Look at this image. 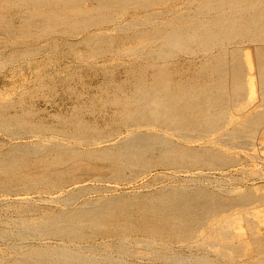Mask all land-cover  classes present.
<instances>
[{
	"label": "bare ground",
	"instance_id": "bare-ground-1",
	"mask_svg": "<svg viewBox=\"0 0 264 264\" xmlns=\"http://www.w3.org/2000/svg\"><path fill=\"white\" fill-rule=\"evenodd\" d=\"M165 4L164 0H0V11L11 12L13 9L21 10L23 8L30 10L29 13L23 14L4 15L0 13V33L4 35L9 46L17 47L19 44L23 45V43L37 41L46 43L45 46L43 45L44 47L33 51L34 53L39 50L56 51V40L63 38L75 42H67V46L72 48L71 51H75V54L79 52V49L77 48L78 51H76L72 46L79 43L84 48H88L86 50L89 57H97L100 54L105 55L107 52L109 53V50H114V54L117 53V55H120L119 57H127L134 54L138 45L129 47L127 42L122 45L123 47L118 46L119 48H116L113 45L114 40L111 37L104 36L106 32L102 30V27H108L116 17L124 18V14L132 10L138 11L137 13L144 12L143 14L151 11V14L146 15H153L155 7H163ZM197 4L192 16L184 17L182 15L183 10L181 11L182 16L179 15V17L169 19L167 22L164 20L165 23L160 21L162 25L164 24L163 26L157 25L151 30L138 32L137 38L140 41L138 49L140 51L149 49V51L138 57L140 63L134 61L136 56L130 64L127 62H125L127 65L123 64L125 78L112 81L110 76V81H107L103 89L105 90L103 96L98 101L101 104L98 108L102 107L101 109L104 110L109 107L113 109L110 118L114 123L112 127L109 125L111 127L109 129L99 130L103 127V123L102 127L97 129L95 122L90 120L91 122L88 121V123L78 114L79 112L75 115H62L60 118V115L57 114L59 116L57 117L56 128L50 127L51 125H45L36 120L32 121V111L19 110L20 113L18 111L10 113L11 110L16 111L18 106L20 108L25 106L26 102L22 96L20 98L17 96L19 99L13 100L9 96L11 92L9 95L2 94L4 97L0 95V134L10 141V146H6L8 148L0 151V193L5 195L14 194L17 197L23 195L24 198H20V200L24 201L28 195H38L39 197L50 195L52 204L58 203V201L66 202L72 200L74 196L68 195L66 197L64 195L63 197V192H80L85 189L81 184L88 181V179H82L84 175L82 174L81 178L80 174L83 171L92 173V171L98 170V167L99 169L104 168V171L107 169L105 171L107 173L98 174L100 178L96 175L99 178L97 181L104 178L103 176L113 179V175H122L124 172L121 170L124 171L125 168L138 172V174L141 173V170L149 172L152 169L159 168L173 169L178 172H180L179 170H193L197 171V176L204 175L201 170L206 168L208 164H213L214 169H222L233 162L232 158L223 157L217 152L214 146L215 148L219 146L224 149V147H233V145H240V143L250 145L251 141L252 143L255 142L253 141L255 135L258 134L263 137L264 128L261 127H264V0H201ZM184 6L186 5L184 4ZM202 13H208L209 15L207 18L206 15L204 17L200 16L201 18L193 17ZM143 17L144 19L141 17L140 22L147 20L145 22L147 24L151 20L145 18L146 16ZM15 20L20 21L18 27L14 25ZM140 22L138 23L140 24ZM132 23L134 21H131L130 24ZM144 24L142 25L144 26ZM95 29H98L99 32L91 34ZM111 31L113 30L111 29ZM168 47L189 55V57L193 56L194 51L197 50L199 53L202 52V55L207 54V58L198 60V62L200 61L198 64L188 61L190 64L187 63V69L184 70L180 66L184 61L182 64L178 62L179 65L174 63L173 60H177V56L174 57L175 55L168 50ZM79 54L81 55V51ZM174 54L176 53L174 52ZM81 59L85 60L84 58ZM117 59L119 58L117 57ZM118 75L116 74L117 78ZM41 80L43 79L38 82L43 90L42 86L45 85H42ZM68 85L65 82L63 86ZM48 88L50 91L53 90L52 86ZM13 92L11 93L12 96ZM255 93L259 97V101L255 105L253 103L254 107H251L252 97ZM97 95L99 94L97 93ZM76 100L78 101V99ZM247 104L249 106L245 108ZM92 105L94 106V102ZM243 107L246 110L243 109L237 116H233L235 113L232 115V109L239 111ZM75 108L74 110H76ZM228 126L231 127L227 129ZM258 129H262V131L260 132ZM48 136L50 137L48 138ZM26 138H35L37 141L31 142L29 140L30 143L11 144L22 139L26 140ZM57 138L66 140L60 141L56 140ZM67 139L71 141L69 142ZM123 175L125 176V174ZM94 178H92V181ZM118 178L122 177L119 176ZM122 179L125 180V178ZM98 188L104 190L100 187H97V190ZM89 189L86 190L89 191ZM254 189L255 191L256 189L262 191L264 186L250 188L231 199H220L221 197L211 196L201 189H191L190 191L187 189L184 192L180 190L181 192L178 193H174L175 190H173L174 192L166 190L159 193L151 192V194L138 198L132 197L133 199L124 197L125 195L108 196V199L105 198L107 200H105L104 205L101 204V207L98 205L97 211L93 209L87 212L84 209L81 211L82 204H79L81 205L79 207L81 212L75 213L76 215L71 212L67 213V211H65L66 213H55L53 211V214H48L37 209L39 206H17L15 212L20 217L31 215V213H41L42 222L40 221L39 225L36 224L38 226L31 225L34 227L31 229L30 226L23 224V230L28 231L29 236L34 234L29 232L37 230L36 234L39 232L50 235V237L54 235L61 237L58 239L65 238L67 240L85 239L89 235L100 234L99 236H102L101 238L107 240V242L118 237L123 242L130 241V243L145 244L148 247L156 246L155 243L161 246L162 243H188V245L190 243L191 245V240L196 234L205 231L207 232V234L205 233L206 238L218 240L220 244H223L221 253L224 257L228 255L242 257L245 255L244 250L252 245V242L247 241L249 236L253 239V244L256 243L257 247L260 245L259 262L264 264V249L261 246V238L259 239L257 234V227L259 225L264 226L263 222H260L259 225L257 222L255 223V218L259 219L256 214L259 213L258 216L262 214L260 215L259 211L256 212L255 207H249L254 206L257 200L255 193H253ZM93 190L91 189V191ZM231 191L236 193L235 190ZM70 205L71 203L69 208H71ZM84 206L86 207V205ZM75 207L74 209H76ZM238 207L241 209L238 211V217L234 214H228ZM240 214L242 220L239 217ZM37 216L39 218V215ZM29 218L33 219V217ZM30 219L27 220L30 221ZM20 221L22 222V220ZM23 221L26 222V218ZM240 221H243L245 225L242 226ZM227 226L231 228L228 235L226 234ZM16 227L18 228V226ZM13 230L12 227L11 231ZM212 235H216V237ZM231 236L234 239L230 242ZM36 237L38 238L37 235ZM86 241L88 240L86 239ZM213 242L211 245H213ZM44 246L27 250L18 257L15 255L12 263L11 261L10 263L152 264L151 262L158 261L156 256H153L152 259L147 257L149 256L148 252L147 256H141L143 251L140 255V251H137V254L135 250L136 255H130L132 258L130 260L133 262L126 259L124 263L116 262L124 257L123 255H128L125 251L127 249L123 250L122 248L127 254L120 251L119 253L116 252L117 256L115 257L105 256L100 259L97 256L100 259L98 262L92 258H84L85 255L82 257L65 249H53ZM163 246L165 247L164 244ZM118 248L119 246L116 249L118 250ZM119 250L121 249L119 248ZM19 251L23 250L19 249ZM86 252H91V249ZM130 253L133 254V252ZM100 254L104 253L101 252ZM169 258L171 259V255ZM192 259L188 261L182 258L184 264H212L205 255L196 256ZM182 260L178 262L181 263ZM145 261L149 262L144 263Z\"/></svg>",
	"mask_w": 264,
	"mask_h": 264
},
{
	"label": "rangeland",
	"instance_id": "rangeland-1",
	"mask_svg": "<svg viewBox=\"0 0 264 264\" xmlns=\"http://www.w3.org/2000/svg\"><path fill=\"white\" fill-rule=\"evenodd\" d=\"M164 1L166 2V4L163 7H155V9H154L155 13L153 15L148 16L149 14L152 13L151 11L146 12V14H148V15H146V14H143L144 12L137 13L138 11L132 10V11H129V13L124 14V18L120 19V18L116 17V19L114 20V22H116L115 25H114V22H112L111 24H109L108 27L107 26H103L102 27V30H104V32L107 33V34L105 33L104 36L105 37H111L114 40V44H113L114 47H116V48H119L118 46L123 47L122 45L126 44L127 42H128V46L129 47H133V45H134V47H136V45H138L137 49L134 51V54L131 55V56H127V57H125V56L119 57L120 55H117V53L114 54V50H109V53L107 52L105 55L104 54H100V55H97V57L96 56L89 57V56H87L89 53L86 50L88 48H84L79 43L74 45V46H72L73 49H75L76 51H78V49H79V52H77V54H75L74 53L75 51H73V50L71 51L72 48H69V46H67V44H68L67 42L72 43L74 41L73 40H70V41L69 40H65L63 38H61L59 40H56V48H57L56 51H53V50H51V51L41 50L40 51L39 50L37 53H34L33 51H36L37 48L44 47L46 45V43H44L42 41L23 43L24 46L22 44H19L17 46L18 47L17 48L15 46H9V44L7 43V41L4 38V35H2L0 33V93H1L0 95L1 96L9 95L10 92L12 93L14 91L13 92V96H12L11 93L9 95V96H11L13 98V100L14 99H19L22 96V98L25 99L24 101L26 102L25 106H22L23 108L22 107L20 108L18 106V109L16 111L11 110L10 113H14V112H17V111H18V113H20V111H28L29 110L30 112L32 111L31 112L32 121L36 120L37 122H42L45 125H49V126L51 125L50 127L56 128L55 125L57 124V120H58L57 117L59 115H60L59 116V118H60V117H62V115H64V116L75 115V114H77L79 112L78 114L81 115L82 118L85 121H87V122L88 121L89 122H91V121L95 122V124H96L95 126H96L97 129H98V127L99 128L102 127L101 126L102 123L104 124L103 125L104 128L102 127L103 129L100 128L99 130H105V129L111 128L112 124L114 123L113 120L110 118V114L112 113L111 111H113V109L109 108V107H107L104 110L101 109L102 107L98 108L99 106H101V104L98 101H100L101 100V96H103V93L105 91L103 89L105 88V85L107 84V81H110L109 80L110 76H111L110 79H112V81L117 80V79L120 80V79L125 78L124 69L122 68L123 64L124 65H127V63L130 64L131 61H133L136 56L137 57H136V59L134 61L140 63L138 57L143 55L145 52L147 53V51H149V49H145V50H142V51H140V49H138V47H139L138 43H140V41L137 38L138 32L141 31V30H148V29L151 30L153 27H155L157 25L158 26H163L164 24L162 25V23H165V22L169 21V19H173V18L175 19L176 17H179V15L180 16L183 15L184 17L189 16V15L192 16L193 12H195V9H196L195 7L199 4V3L197 4V2H199L201 0H187V1L186 0H167V1L164 0ZM184 4L186 6H184ZM193 4H195V5H193ZM189 9H190L191 13H190ZM187 10L189 11V13H188ZM181 11H183V14H182ZM29 12H30V10L28 8H23L21 10L13 9V10H11V12L10 11H7V12L0 11V13H2L4 15H11L12 13L23 14V13H29ZM178 12H180V13L178 14ZM213 14H215V13H213ZM173 15H174V17H173ZM208 15H209L208 13H205V14L202 13V14H199L198 16L194 15L193 17L194 18H197V17L201 18L200 16H203V17L205 16L207 18ZM143 16H146L145 18H147L148 20L151 19L152 21L149 20L148 21L149 23H147V24L145 23V22H147V20H145V22H140L141 17H142V19H144ZM164 20H166V21L164 22ZM131 21L132 22L134 21V23H132L133 25L130 24ZM160 21L162 23H160ZM138 22H140V24ZM142 24H144V26ZM14 25L18 27L20 25V21L19 20H15L14 21ZM111 29L113 31H111ZM95 32H99V30L95 29V30H93L91 32V34L95 33ZM113 37L117 38V39H114ZM128 37L131 40L127 39ZM121 40H123L124 42L121 41ZM137 41H139V42H137ZM6 44H8V45H6ZM11 47L14 48L15 50L12 49ZM153 47L155 48V45ZM82 48H84V49H82ZM171 49H172L171 47H168V50L171 53L173 52V55H175L174 57L177 56L176 58L178 60V61L177 60H173V61H175L174 63H178V62L180 63L181 62V64H182L183 61H184L183 64H185V65H183V64L180 65L184 70L187 69L188 61L192 62L193 64H196V63L198 64V63H200V61L198 62V60H201L202 58L203 59L207 58L206 57L207 54H203V55H205V56H203L202 52H200L201 53L200 54L199 51H197L196 49H195L196 51H194L195 55L193 54V56H190L191 58L189 57V55H186L184 53L182 54V52H179V51H177L175 49H172V50ZM173 50H175V51H173ZM80 51H81V55L79 54ZM29 52H31V53H29ZM174 52L176 54H174ZM80 56H82L81 58H84L85 60L79 58ZM117 57L119 59H117ZM86 58H87V60H86ZM91 58H93V59H91ZM110 58H111V60H110ZM5 60L8 61V62L10 61V62L8 63ZM195 60H196V62H195ZM125 62H127V63L125 64ZM179 63H178V65H179ZM188 64H190V63H188ZM116 74H119L118 78L116 77ZM41 76H42V78H41ZM40 79H43V80H41L42 81V85L44 84L45 86H42V87L45 90L44 89L42 90V88L39 85L40 83L38 81H40ZM65 82H67L69 85L68 86H63ZM52 84H55V85H52ZM51 86H52L53 90L50 91L48 87H51ZM97 93L99 95H97ZM1 96H0V98H1ZM90 97H91V99H90ZM249 98L251 99V97H249ZM76 99H78V101ZM258 101H259V97L255 93V95H253V97H252V101H251V105L252 106L251 107H254V105L257 104ZM93 102H94V106L92 105ZM77 103L78 104L81 103V104L78 105ZM253 103H254V105H253ZM83 104H85L87 107L85 105H83ZM82 105H83V107H82ZM79 106H80V108H79ZM91 106H92L93 109L90 108ZM247 106H249V105L247 104L245 106V108ZM32 107H33V109H32ZM72 107H73V109H72ZM75 107H77V108H75ZM74 108L76 110H74ZM96 108H98V109H96ZM243 109H244V107L239 109V111L236 110V109L234 111V109H232L233 112L231 111V113H232V115L235 113L236 115L234 114L233 116H237V114L240 113ZM244 110H246V109H244ZM36 112H38L39 114L37 115ZM63 113H65V114H63ZM33 114H34L35 118H34ZM57 114H59V115H57ZM36 115H37V117H36ZM104 115H106V116L104 117ZM100 117L102 119H104V120H102ZM40 118H42V119H40ZM55 118H57V119H55ZM93 120H95V121H93ZM109 122H110V124H109ZM50 123H53V124H50ZM97 124H99V125H97ZM230 127L231 126H228L227 129H229ZM261 128L263 129L264 127H261ZM262 129H258V131L261 132ZM259 136L261 137V135H258V134H257V136L255 135V138L253 140V141H255V142H253V143H255L254 145H253V143L251 141L250 145H246V144L240 143V145H235V146L233 145V147H224V149H223V147L220 148L218 146V147L215 148V146H214V149L217 152H219L223 157L232 158L233 162H232V164H230V165H228V166H226V167H224L222 169H214L215 167L213 166V164H211V165L208 164L206 166V168L201 170L204 175L200 174L199 176H197L198 175L197 171H193V170H191V171L187 170L188 172L186 170H179L180 172H178V171H175L173 169L172 170H170V169L166 170V169H159V168L152 169L149 172H143V170H141L142 174L141 173L138 174V172H134V171H132L129 168H125L124 171L121 170L122 172H124V173H122V175H113L115 180H114V178L113 179H108L109 178L108 176H103L104 178L100 179V181H97L100 178V176L98 174H100V175L102 174L103 175V172H104V174L107 173V172H105V171H107V169L104 171V168L103 169L102 168L99 169V167H98V170L92 171V173L90 171H83V173L80 174L81 178H82V174L84 175V178H82V179H88V181H85L84 183L81 184L83 186V188H85V189H83L84 191L82 190L83 192L82 191H80L81 193L79 191H76V192L72 191V192H68V193H66V192L64 193L63 192V197H64V195L66 197L68 195L69 196H71V195L74 196L72 200H68L66 202L65 201H62V202L58 201V203L55 202L54 204H52L51 203L52 199H51L50 195H43L42 197H39L38 195H28L27 197L25 196L27 199L24 201V200H20V198H24L23 195H21L22 197L21 196L17 197L14 194L5 195L3 193H0V240H2V241H0V260H2V261H0V264H1V262H2V264H11L12 261H13L12 260L13 257L15 258V255H17L16 257H18V255H21L22 253H24L27 250H32L33 248L34 249L35 248L38 249V248L43 247L44 245H45L44 247L48 246V247L53 248V249L54 248L55 249L59 248V249H63V250L65 249V250H67L69 252L77 253V254H79L82 257L85 255L84 258H86V257L89 258V259L92 258V259H95L98 262H99L100 259H102V257H105V256H108V257L113 256V257H115V256H117V253H119L120 251L122 252L124 249H127L125 251H127L128 255H123L124 257L121 258L123 261L120 259L119 261L115 260L116 262L124 263L126 260L131 261L130 259H132L131 258L132 255H136V253L138 254L137 251H140L139 253L141 255V252L143 251V252H146V253L143 254V252H142L141 256H144V255L147 256L148 253H149V256H147V257L152 259L153 256H156L158 258L157 259L158 261L151 262L152 264H184L183 263L184 260H182V258L185 259V260L190 261L192 258L194 259L196 256L199 257L200 255L201 256L205 255L212 264H214V263L215 264L216 263L217 264H248L249 262H250L249 264H261L259 262V257H260L259 247H260V245H259V247H257L258 245H256V243L253 244V239L251 237H249V236H248V240L247 241L249 243L252 242L251 243L252 245L248 246L249 249L246 248L247 250L246 249L244 250V254L245 255H243L242 257H236L234 255H228L227 256L228 258H227V257H224L223 254L221 253L222 252L221 249H222L223 244L221 243L222 244L221 245L220 241H218V240L215 241V239L213 240L211 238L212 239L211 240V239L206 238L205 236H206L207 232H205V231L200 232L203 235H201L200 233H197L196 236L191 240V245H190V243H189V245H188V243L187 244L162 243V246H161L158 243L157 244L155 243L154 245H156L157 247L156 246L148 247L145 244H140L141 245L140 246L138 244L130 243V241H128V242L124 241L123 242V241L119 240L118 237L117 238L115 237L114 240H112L113 243H112V241L107 242V240H104L103 238H101L102 236H99L100 234L99 235L98 234H94V236L93 235L92 236L89 235V237H87L85 239H70V240L68 239L67 240L65 238L58 239V238H61V237L54 236V235H51V237H50V235H47V234L45 235V234L39 233V232H37L38 234H36L37 230L35 232L33 230V231L29 232V233H34V234H30V236H31L30 237L28 235V231L23 230V226L24 225H28V226L31 227V229L34 228L35 226H38L42 222L41 217H40L41 213H38V214L37 213H33V214L31 213V215L20 217L15 212L16 211L15 207H17V206H19V207H35V206L38 207L39 206L37 209H40V210H42V212H45V213H48V214H51V213L53 214L54 212L55 213H59V212L64 213L65 211H67V213L71 212L72 214H75V213L78 214L83 209L86 212L90 211L91 209H93L94 211H97L98 205L100 207L102 205H104V203L106 202L105 200L108 199V196L109 197H114V196H118V195H120V196H124L125 195L124 197H128V198L129 197L130 198H132V197L133 198H138L140 196L151 194V192L152 193H159L161 191H166V190H168V191L169 190L170 191L175 190V192L174 191L173 192L174 193H178V192H181V191L182 192L187 191V189H188V191H190L191 189H201V190H204V191L208 192V194L211 195V196H214V197H217V198L221 197L220 199H231L232 197H236L239 194H241V192L248 191L250 188H255V187L259 188V186L260 187L264 186V136L261 137V138ZM49 137L50 136H48V138ZM258 139H259V141H258ZM0 140H1V143H0L1 144V146H0L1 149H0V151L5 149V148H8L6 146H10V141L6 140V138L3 135H1V134H0ZM29 140H31V142H36L37 141V139H35V138H32V139L26 138V140L22 139L21 141L12 142L11 144H13V143L14 144H16V143L17 144L30 143ZM56 140L65 141L66 139L57 138ZM68 141L70 142L71 140H68ZM94 172L95 173L98 172V173L93 174ZM175 172H178V173H175ZM85 173H87L88 175H86ZM195 173H197V174H195ZM123 174H125V176ZM134 174H135V176H134ZM91 175H93V176H91ZM96 175H98L99 178ZM117 176L125 178V180H123L122 178H118ZM157 176H159V177H157ZM94 177L97 178V179L94 180L95 179ZM92 178H94L93 181H92ZM105 178H106L107 181L105 180ZM130 178L133 179V180H131ZM103 180H105V181H103ZM150 180H151V182L153 181L154 183L149 182ZM97 187H100V188H102L104 190H101L99 188L97 190ZM191 187H193V188H191ZM89 188H91L92 190L94 188L95 189L93 191H91V189H89ZM86 189H89V191L86 190ZM108 189H109V191H108ZM105 190H106V192H104ZM231 190H235V192L237 194L233 193ZM256 191H257V194H256ZM256 191L254 189V192H253V193H255L254 194L255 198L257 199L255 201L256 203H254L255 204L254 206L251 205L249 207L250 208H254L255 207L256 208L255 211L256 212L259 211L260 215L262 214L261 216H258L259 213L256 214L257 217H259V219L255 218V223L257 222L258 225H259L260 222H263V226H264V219H263L264 218V210H263L264 209V202H263V200H264V190L261 191L260 189H256ZM107 192H109V193H107ZM260 192H261V194H260ZM83 193H84V195H83ZM60 198L63 199L62 197H60ZM60 198H59V200H61ZM95 198H97V199H95ZM105 198H107V199H105ZM20 201H21V203H20ZM69 201L71 203V205H70L71 208H69V204H70V203H68ZM82 201H84V202H82ZM98 201H99V203H98ZM100 201H103V202H100ZM94 203H96V204H94ZM56 204H58V205H56ZM79 204H82V207L80 208L81 211H79L80 210L79 207L81 206ZM84 205H86V207ZM75 206H77V207H75ZM93 206H94V208H93ZM74 207L76 209H74ZM62 208H63V210H62ZM58 209H60V210H58ZM69 209H71V210H69ZM240 210L241 209H239V207H238L235 210L229 212L228 214H234V215H237V217H238V211H240ZM37 215H39V218H38ZM29 217H33V219H30ZM239 217L242 220L241 214H240ZM20 218H23V219L26 218V222L23 221V219H20ZM250 218H252V216H250ZM27 219H30V221H28ZM20 220H22V222ZM37 220H39V221L36 223ZM243 223H244L243 221H240V224L242 226L245 225ZM20 224H21V226H20ZM36 224H38V225H36ZM31 225L34 226V227H32ZM16 226H18V228ZM12 227L14 229L13 231H11ZM227 227L228 228L226 230V234L228 235L231 232V228L229 226H227ZM214 229L216 230V228H214ZM9 230H10V232H8ZM17 230L19 232L21 231L20 234H19V232ZM3 232H5L4 235H2ZM257 234L259 236V239L261 238L260 239L261 240V244H262L261 246L264 249V227L259 225L257 227ZM36 235L38 236V238L40 240H37L38 238L36 237ZM42 235H44V236H42ZM32 236L36 237V238H33ZM212 236L216 237V235H212ZM21 237L24 238V239H22ZM92 237H94V238L92 239ZM16 238H18V239H16ZM26 238H28V239H26ZM140 238L141 239H145L144 237H140ZM25 239H26V241H25ZM86 239L88 241H86ZM101 239H102V241H100ZM207 239H208V241H206ZM233 239H234V237L231 236L230 242ZM90 240H91V242H90ZM21 241H23V242H21ZM212 242H213V245H211ZM86 243H87V245H86ZM11 244H12V246H11ZM116 244L119 246V248L121 250H119V248H118L119 251L116 249L118 247ZM129 244H130V246H128ZM163 244L165 245V247L163 246ZM110 245H111V247H110ZM158 245L160 246V248H159ZM218 245H219V248H218ZM16 246L17 247L20 246V247L17 248ZM100 246H102V247H100ZM115 246H117V247L115 248ZM216 246H217V248H216ZM9 247L12 249V251H11V249ZM124 247H126V248H124ZM143 247H144V249H143ZM122 248H123V250H122ZM19 249H21L23 251H19ZM89 249H91V252H86V251H89ZM219 249H220V251H219ZM135 250H136V253H134ZM80 251H82V252H80ZM125 251H123L122 253L123 254H127ZM151 251L153 252V254H152ZM1 252H2L3 255L1 254ZM101 252L104 253V254H100ZM130 252H133V254L130 253ZM165 252H166V254H165ZM5 254H8V255L5 256ZM156 254H158V255H156ZM160 255L163 256L164 258L161 257ZM170 255H171V259L169 258ZM97 256H98V258L100 257V259H98ZM184 256H185V258H184ZM187 256H189V257H187ZM1 257H2V259H1ZM174 257H175V259H174ZM3 258H5V259H3ZM178 259L182 260L181 263L178 262V261H180ZM10 261H11V263H10ZM131 262H133V261H131ZM147 262H149V261H145L144 263H147Z\"/></svg>",
	"mask_w": 264,
	"mask_h": 264
}]
</instances>
